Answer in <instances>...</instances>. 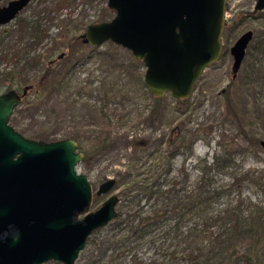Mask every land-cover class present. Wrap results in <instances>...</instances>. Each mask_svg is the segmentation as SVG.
I'll list each match as a JSON object with an SVG mask.
<instances>
[{"label": "rangeland", "instance_id": "374dc122", "mask_svg": "<svg viewBox=\"0 0 264 264\" xmlns=\"http://www.w3.org/2000/svg\"><path fill=\"white\" fill-rule=\"evenodd\" d=\"M10 1L13 0H0V8ZM256 1L228 0L221 58L203 72L189 99L176 100L167 95L161 98L158 111L155 97L142 85L145 74L142 62V65L137 59V63L130 62L135 58L132 53L111 42L93 47L80 39L88 26L113 19L115 13L108 8L107 0H32L13 22L0 28V75L10 72L15 67V55H21L33 43L21 22L38 14L43 16L44 9L50 11L49 16H44L51 19L43 22L46 38L32 48L30 55L44 58L55 47L60 49L45 63L26 65L18 59L24 65L20 67L27 70L23 77L35 84L46 63L56 60L62 52L69 53V61L83 59L72 73L71 98L67 92L55 95L41 110L23 104V98L11 118V125L30 139L52 141L78 137L83 147L105 142L98 154L89 156L77 171L86 175L93 186L95 196L90 211L98 210L110 196L118 195V216L90 237L76 264L127 263L119 256L126 244L130 246L135 241L133 237L131 241H123L131 235L128 217L139 210L149 212L155 204V198L148 200L142 191L144 187L137 189L138 184L135 178L131 181V176L147 175V167L154 164L151 156L157 150L165 156L177 152L170 159L168 184L178 182L180 187L194 184L205 168V160L210 164L215 154H232L236 162L233 168L207 171L216 186L229 188L231 193L220 199L211 211L227 209L238 196L248 198L255 205L254 210L257 206L264 208V188L257 184L264 177L261 146L264 141V52L258 51L255 45L257 41L264 43V12L260 19L251 15ZM250 30L254 32L251 45L255 47H249L241 69L234 74L230 50ZM106 52L112 55H104ZM56 65L61 64L56 61ZM6 91V88L0 89V93ZM57 128L60 131L55 139H43ZM179 135L185 139L180 149L178 144L170 143ZM142 141L149 145L139 147ZM144 164L148 166L140 169ZM108 179L116 180L114 190L97 197L99 186ZM155 247L140 251L143 264H167L168 257ZM259 264H264V250Z\"/></svg>", "mask_w": 264, "mask_h": 264}, {"label": "water", "instance_id": "95a60500", "mask_svg": "<svg viewBox=\"0 0 264 264\" xmlns=\"http://www.w3.org/2000/svg\"><path fill=\"white\" fill-rule=\"evenodd\" d=\"M31 1L13 0L1 7L0 28ZM227 2L107 0L113 19L88 26L80 39L93 47L111 42L128 50L142 62L152 96L187 100L203 72L223 54ZM255 10L264 11V0H257ZM253 39L250 30L232 46L234 74ZM26 93L0 94V264H76L90 237L117 218L120 198L112 195L90 212L93 189L77 171L85 157L78 143L71 138L33 140L11 125ZM115 186L116 180L108 179L97 196L110 194Z\"/></svg>", "mask_w": 264, "mask_h": 264}, {"label": "trees", "instance_id": "16d2710c", "mask_svg": "<svg viewBox=\"0 0 264 264\" xmlns=\"http://www.w3.org/2000/svg\"><path fill=\"white\" fill-rule=\"evenodd\" d=\"M42 12L49 16L50 11L47 12L44 9ZM44 15L38 14L34 19L21 22V26L31 36L33 43L26 46L21 55L19 53L15 55V67L10 72L0 75V89L6 88L8 91L17 87V91H22L20 93L26 90L27 93L23 97L26 103L23 102V104L39 110L43 109L55 95L67 92L70 98L72 97L70 87L72 73L83 61L79 58L69 61V53L62 52L56 60H49L46 63L45 70L35 84L23 77L27 70L26 67H20L22 64L17 62L18 59L24 60L26 65H33L39 61L45 63L47 58L59 52L60 48L55 47L52 54L44 58L30 55L32 48L46 38V31L42 28L43 22L51 21V19ZM255 45L258 51L264 52L262 41H257ZM255 45L250 47L254 49ZM61 55L63 58L59 59ZM104 55H112V52H106ZM135 59L133 58L130 62L137 63ZM56 61L61 64L60 67H57ZM140 65H142L141 62ZM142 85L150 93L144 80H142ZM154 100L158 104L156 106V111H158L162 99L155 98ZM152 116L154 117V114ZM59 131L57 128L43 139H55ZM74 140L81 145L86 159L89 156H96L100 145L105 144V142L102 144L93 142L88 147H83L80 138L74 137ZM184 142L185 139L179 135L170 143L173 146L178 144L177 147L180 149L185 144ZM148 145L149 143L142 141L139 147L144 148ZM175 154L177 155V152ZM175 154L165 156L157 150L151 156L154 164H151L149 168L147 164L139 167L140 169L147 167L149 169L146 170L147 175L131 176V181L133 182L132 179L135 178L138 184L137 189L142 185L145 197L148 200L155 198V204L149 212L139 210L134 216L128 217L131 235L125 237L123 241L124 243L131 241L132 237L135 241L130 246L126 244L119 257L123 258L124 262L127 261L125 264H143L140 251L156 245L155 248L168 257L167 264H259L260 253L264 250V208L257 206V210H254V204L248 198L238 196L237 200L232 201L227 209L214 213L211 211L220 199L231 193L229 188L216 186L214 178L210 177L207 171L233 168L236 164L233 155L228 152L220 156L215 154L210 164L205 160V168L194 184L180 187L178 182L170 186L168 184L171 175L170 159ZM185 181L188 182V179ZM257 184L264 188V177H260ZM118 244L116 245L119 246Z\"/></svg>", "mask_w": 264, "mask_h": 264}, {"label": "flooded vegetation", "instance_id": "af4514ba", "mask_svg": "<svg viewBox=\"0 0 264 264\" xmlns=\"http://www.w3.org/2000/svg\"><path fill=\"white\" fill-rule=\"evenodd\" d=\"M256 2H257V1H256ZM255 7H256V5H255ZM263 12H264V11H258V12H257V11L255 10V8H254V12H253V14H251V15L254 16L255 19H260V18H261V14H262ZM243 34H244V33H243ZM254 37H255V36H254ZM250 45H251V44H250ZM249 47H250V46H249ZM11 90H16V89H11ZM8 91H10V90H8ZM8 91H6V92H8ZM16 91H17V90H16ZM17 92H19V91H17ZM4 93H5V92H4ZM19 93H20V92H19ZM0 94H1V93H0ZM20 94H21V93H20ZM68 139H69V138H68ZM33 140H35V139H33ZM63 140H64V139H63ZM37 141H45V140H42V139H41V140H37ZM55 141H59V140H55ZM55 141H45V142H55ZM75 141H76V140H75ZM76 142H77V141H76ZM77 143H78V147H79V152H82V153L84 154V156H85L84 159L82 160V162H84V161L86 160V155H85V153L83 152V150L81 149L82 147H81V145L79 144V142H77ZM82 162H81V163H82ZM81 163H80V164H81ZM106 181H107V180H106ZM106 181H105V182H106ZM89 182H90V181H89ZM102 184H103V183H102ZM102 184H101V185H102ZM91 185H92V184H91ZM101 185H100V186H101ZM116 185H117V182H116ZM100 186H99V187H100ZM92 189H93V186H92ZM98 190H99V189H98ZM97 192H98V191H97ZM94 196H95V195H94V190H93V200H94ZM96 196H97V193H96ZM97 197H98V196H97ZM110 197H111V196H110ZM110 197H109V198H110ZM92 204H93V202H92ZM90 212H91V211H90ZM90 212H89V213H90Z\"/></svg>", "mask_w": 264, "mask_h": 264}]
</instances>
